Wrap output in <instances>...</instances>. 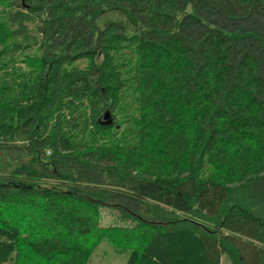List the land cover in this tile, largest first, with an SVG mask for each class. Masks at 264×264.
<instances>
[{
  "label": "trees",
  "instance_id": "16d2710c",
  "mask_svg": "<svg viewBox=\"0 0 264 264\" xmlns=\"http://www.w3.org/2000/svg\"><path fill=\"white\" fill-rule=\"evenodd\" d=\"M104 242L264 264V0H0V264Z\"/></svg>",
  "mask_w": 264,
  "mask_h": 264
},
{
  "label": "rangeland",
  "instance_id": "374dc122",
  "mask_svg": "<svg viewBox=\"0 0 264 264\" xmlns=\"http://www.w3.org/2000/svg\"><path fill=\"white\" fill-rule=\"evenodd\" d=\"M116 215L117 214L114 213L112 210L104 211L103 226H108L110 224L119 225ZM126 261L127 255L118 254L110 243L104 242L94 253L90 264H126ZM225 264L229 263L226 262Z\"/></svg>",
  "mask_w": 264,
  "mask_h": 264
},
{
  "label": "water",
  "instance_id": "95a60500",
  "mask_svg": "<svg viewBox=\"0 0 264 264\" xmlns=\"http://www.w3.org/2000/svg\"><path fill=\"white\" fill-rule=\"evenodd\" d=\"M109 117H110V116L107 114V115L105 116V120H108Z\"/></svg>",
  "mask_w": 264,
  "mask_h": 264
}]
</instances>
